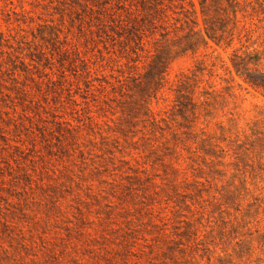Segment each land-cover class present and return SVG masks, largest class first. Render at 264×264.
<instances>
[{
	"label": "trees",
	"instance_id": "obj_1",
	"mask_svg": "<svg viewBox=\"0 0 264 264\" xmlns=\"http://www.w3.org/2000/svg\"><path fill=\"white\" fill-rule=\"evenodd\" d=\"M213 45L264 98V0H0V264H264V125L170 77Z\"/></svg>",
	"mask_w": 264,
	"mask_h": 264
},
{
	"label": "rangeland",
	"instance_id": "obj_2",
	"mask_svg": "<svg viewBox=\"0 0 264 264\" xmlns=\"http://www.w3.org/2000/svg\"><path fill=\"white\" fill-rule=\"evenodd\" d=\"M37 12L46 13L41 8ZM48 13L50 12L43 15V18ZM22 29L32 36V29L28 25L23 24ZM215 48L217 47L213 45L211 48H202L196 53L189 52L177 58L171 64L170 77L174 78L181 73L193 75L201 82V87L218 97L222 120H225V113V116L237 120L240 129L256 120L264 125V98L233 74L228 59L229 51L218 48L214 52Z\"/></svg>",
	"mask_w": 264,
	"mask_h": 264
}]
</instances>
